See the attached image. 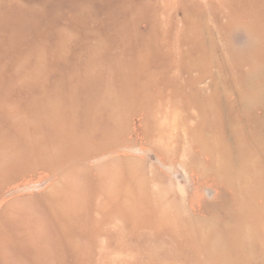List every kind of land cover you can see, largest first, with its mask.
<instances>
[{
  "label": "rangeland",
  "instance_id": "1",
  "mask_svg": "<svg viewBox=\"0 0 264 264\" xmlns=\"http://www.w3.org/2000/svg\"><path fill=\"white\" fill-rule=\"evenodd\" d=\"M0 264H264V0H0Z\"/></svg>",
  "mask_w": 264,
  "mask_h": 264
}]
</instances>
